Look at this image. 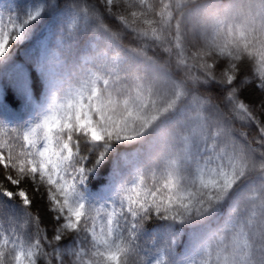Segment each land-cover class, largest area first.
I'll list each match as a JSON object with an SVG mask.
<instances>
[{
	"label": "snow or ice",
	"instance_id": "1",
	"mask_svg": "<svg viewBox=\"0 0 264 264\" xmlns=\"http://www.w3.org/2000/svg\"><path fill=\"white\" fill-rule=\"evenodd\" d=\"M0 264H264V0H0Z\"/></svg>",
	"mask_w": 264,
	"mask_h": 264
},
{
	"label": "trees",
	"instance_id": "2",
	"mask_svg": "<svg viewBox=\"0 0 264 264\" xmlns=\"http://www.w3.org/2000/svg\"><path fill=\"white\" fill-rule=\"evenodd\" d=\"M3 3H12L14 6L18 7V8H24L27 5L31 4L34 2V0H2ZM43 35H47V28H45ZM43 38V36L41 37ZM21 54H22V50H21ZM10 119H21L20 116H10ZM27 118V117H26Z\"/></svg>",
	"mask_w": 264,
	"mask_h": 264
}]
</instances>
